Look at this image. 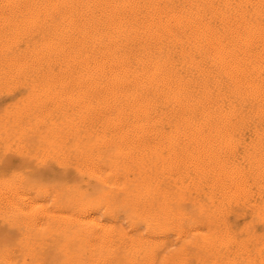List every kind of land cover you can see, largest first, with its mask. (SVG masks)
I'll use <instances>...</instances> for the list:
<instances>
[{"label": "bare ground", "instance_id": "1", "mask_svg": "<svg viewBox=\"0 0 264 264\" xmlns=\"http://www.w3.org/2000/svg\"><path fill=\"white\" fill-rule=\"evenodd\" d=\"M0 264H264V0H0Z\"/></svg>", "mask_w": 264, "mask_h": 264}]
</instances>
